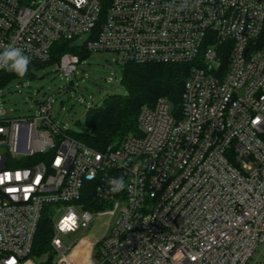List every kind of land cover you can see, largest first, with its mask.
<instances>
[{
    "label": "built area",
    "instance_id": "obj_1",
    "mask_svg": "<svg viewBox=\"0 0 264 264\" xmlns=\"http://www.w3.org/2000/svg\"><path fill=\"white\" fill-rule=\"evenodd\" d=\"M60 40L121 67L194 64L179 115L159 98L102 151L62 130L50 98L29 117L0 109V264H248L264 247V0H0V51L47 63ZM84 61L56 65L72 77Z\"/></svg>",
    "mask_w": 264,
    "mask_h": 264
},
{
    "label": "trees",
    "instance_id": "obj_2",
    "mask_svg": "<svg viewBox=\"0 0 264 264\" xmlns=\"http://www.w3.org/2000/svg\"><path fill=\"white\" fill-rule=\"evenodd\" d=\"M101 1L106 9L110 0ZM65 52L79 55L81 61L91 55L80 45L60 40L52 48L50 61L28 65V71L23 77L4 69L0 73V89L15 80L34 78L37 70L47 65L57 64L60 56ZM193 64L154 62L126 64L122 67L120 81L125 88V95H109L100 107L94 106L88 109L85 119L89 129L68 134L87 146L102 151L111 144L119 143L129 133L136 134L140 109L144 106L153 107L159 98H166L171 104L172 111L179 115L185 81ZM84 198V200L94 198L91 187H86ZM85 207L90 208L89 205ZM51 237V221L45 214L38 225L33 253L41 256L47 252Z\"/></svg>",
    "mask_w": 264,
    "mask_h": 264
},
{
    "label": "rangeland",
    "instance_id": "obj_3",
    "mask_svg": "<svg viewBox=\"0 0 264 264\" xmlns=\"http://www.w3.org/2000/svg\"><path fill=\"white\" fill-rule=\"evenodd\" d=\"M121 77L122 67L113 52L91 54L72 77L61 74L56 64L47 65L34 78L15 80L1 88L0 109L8 118L29 117L38 112L37 101L50 98L52 116L62 130L80 133L89 129L88 109L100 107L109 95H125ZM91 234L98 238L102 230L96 228ZM248 264H264V247L256 250Z\"/></svg>",
    "mask_w": 264,
    "mask_h": 264
},
{
    "label": "clouds",
    "instance_id": "obj_4",
    "mask_svg": "<svg viewBox=\"0 0 264 264\" xmlns=\"http://www.w3.org/2000/svg\"><path fill=\"white\" fill-rule=\"evenodd\" d=\"M186 2V0H185ZM29 58L24 55L21 48L14 45L3 46V51H0V69H5L13 72L16 75L23 77L28 71ZM113 193L119 192L124 187L123 178L109 181Z\"/></svg>",
    "mask_w": 264,
    "mask_h": 264
}]
</instances>
